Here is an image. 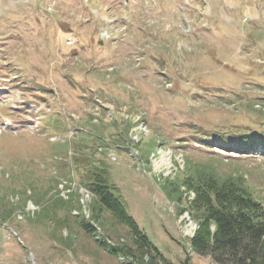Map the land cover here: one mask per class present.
<instances>
[{"label":"rangeland","instance_id":"374dc122","mask_svg":"<svg viewBox=\"0 0 264 264\" xmlns=\"http://www.w3.org/2000/svg\"><path fill=\"white\" fill-rule=\"evenodd\" d=\"M263 97L264 0H0V206L15 208L0 211V264L136 260L130 228L82 186L100 158L169 262L218 264L192 249L191 193L162 184L209 164L264 203V150L214 143L264 135Z\"/></svg>","mask_w":264,"mask_h":264},{"label":"trees","instance_id":"16d2710c","mask_svg":"<svg viewBox=\"0 0 264 264\" xmlns=\"http://www.w3.org/2000/svg\"><path fill=\"white\" fill-rule=\"evenodd\" d=\"M261 131L250 129L234 132L233 136L217 135L219 138H215L214 143L218 147L237 152L264 150V135ZM96 149L93 145V152ZM81 168L82 186L93 194L94 201L111 211L131 229L128 230V240L131 241L125 244L123 250L136 260L128 259L126 264H172L152 243L145 230L129 214L124 202L114 193L117 186L111 180L106 161L96 159ZM188 168L184 178L171 177L163 181L162 187L174 202H179L185 192L191 193L185 209L198 223L197 233L191 240L195 253L210 255L218 264H264V203L253 195L244 176L233 173L220 175L209 164H192ZM2 178L7 180L4 176ZM100 209L92 223H83L86 230L92 233L95 231L93 223L99 224L102 221L103 213ZM14 210L13 202L7 208L0 206V211H5V221L7 211L11 215ZM212 224L213 229L210 227ZM98 240L110 252L121 249L112 243Z\"/></svg>","mask_w":264,"mask_h":264},{"label":"crops","instance_id":"0c3cea01","mask_svg":"<svg viewBox=\"0 0 264 264\" xmlns=\"http://www.w3.org/2000/svg\"><path fill=\"white\" fill-rule=\"evenodd\" d=\"M112 261H113V259H112Z\"/></svg>","mask_w":264,"mask_h":264}]
</instances>
